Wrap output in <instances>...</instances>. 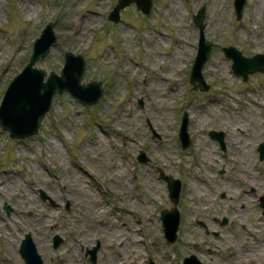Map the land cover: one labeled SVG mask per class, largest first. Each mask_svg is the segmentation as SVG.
I'll return each instance as SVG.
<instances>
[{"label":"rangeland","instance_id":"374dc122","mask_svg":"<svg viewBox=\"0 0 264 264\" xmlns=\"http://www.w3.org/2000/svg\"><path fill=\"white\" fill-rule=\"evenodd\" d=\"M151 1L150 12L133 1L114 20L118 0H0V106L50 22L57 42L35 66L61 73L66 52L82 54L83 82L104 89L89 106L56 94L30 137L13 138L0 124V264H25L29 233L44 238L38 252L50 264H183L191 254L205 264H264V72L245 80L223 50L264 54V0H247L240 18L235 0ZM203 7L201 28L194 16ZM85 14L96 21L83 25ZM202 33L212 45L206 91L190 78ZM211 131L224 132L225 148ZM245 152L253 182L241 167ZM162 173L180 180L173 243L162 212L175 204ZM14 184L32 195L33 214L15 204ZM139 234L144 242L132 246Z\"/></svg>","mask_w":264,"mask_h":264},{"label":"water","instance_id":"95a60500","mask_svg":"<svg viewBox=\"0 0 264 264\" xmlns=\"http://www.w3.org/2000/svg\"><path fill=\"white\" fill-rule=\"evenodd\" d=\"M133 1H135L139 8L144 12H150L152 7L151 0H119L118 4L111 12V17L114 18V20H117L115 15L119 16L121 9L128 6ZM246 3L247 0H235L237 17H241ZM148 4L149 8L147 9L146 7ZM205 11L206 9L203 7L194 16L196 25L201 28H203ZM56 42L57 36L53 31V23L50 22L44 28L41 35L36 39L29 63L17 76L14 77L4 94L0 106V124L5 130L9 131L10 136L13 138H26L39 132L43 118L51 109L56 94H62L65 91L69 92L85 105L98 103L103 95L104 89L101 81L92 80L88 83L83 82L86 70V59L82 54L66 52L65 63L61 73L51 71L48 77L45 69L35 66L38 61H41L48 56L51 47ZM211 48V42L206 41L204 33H202L199 42V53L196 56L191 71V83L193 84L194 89L200 88L205 91L209 89V85L204 79L202 70L204 64L210 56ZM223 49L227 51L226 54L228 57L229 55L233 56V68L238 74H243V78L245 80L248 79L250 73H256L259 71L264 72L263 62L259 64L260 67L258 65H247L249 60L255 61L256 58H258L257 56H260V58H264V56L256 54L252 57H247L234 46L224 47ZM187 122L188 120L186 114L180 133L181 137L182 133L184 134L182 141L185 147H188L191 143L188 139ZM210 135L212 138L218 139L222 148H225L223 131H211ZM259 149L261 151L262 158H264V143L260 145ZM142 157V154H140L138 159L140 162H145V160H142ZM161 175L164 179H166V181H168L170 198L175 204L173 208L163 210L162 212V217H167L165 222H163L166 230L165 235L169 242H174L178 236L181 219L180 211L176 206L179 202L180 195V191L177 190L176 185L180 182V180L174 178L172 175H166L164 173ZM180 188L181 186L178 189ZM261 204L264 208V196L261 197ZM8 207L9 206L6 208ZM168 218L171 219V223L168 221ZM226 223L227 219L225 218L222 225ZM56 238V245H59L61 238L58 235ZM22 243H24V246H21L20 251L26 264H44L30 233L26 235V238ZM97 250L98 247L89 250V252L91 251L92 253L93 261L96 260L95 257ZM151 264H154L152 260ZM183 264L205 263H202L195 254H192L184 259Z\"/></svg>","mask_w":264,"mask_h":264},{"label":"bare ground","instance_id":"6f19581e","mask_svg":"<svg viewBox=\"0 0 264 264\" xmlns=\"http://www.w3.org/2000/svg\"><path fill=\"white\" fill-rule=\"evenodd\" d=\"M236 5H237V3H236ZM31 8V7H30ZM30 8L28 9H26V11L28 12L29 10H30ZM96 16L94 15V14H90V15H88V14H85L84 15V22H83V25H86V24H89V22L91 23V22H95L96 21ZM86 21V22H85ZM264 39V38H263ZM259 42H261V41H259ZM264 45V44H263ZM227 47H230V46H227ZM224 50V49H223ZM224 52H225V54H226V52L227 51H225L224 50ZM199 53V52H198ZM197 53V54H198ZM256 55V54H255ZM257 55H262V56H264V54H262V53H257ZM226 56H227V54H226ZM254 56V55H253ZM228 57V56H227ZM248 57V56H247ZM258 58H256V60L254 61V60H249L248 61V63H247V65H250V66H254V65H258L259 67H260V63H264V58H260V56H257ZM229 59H231L232 61H233V63H232V68H233V66H234V59H233V56L232 55H229V57H228ZM194 62H195V60H194ZM207 62V61H206ZM173 65H175V63L173 64ZM262 65V64H261ZM215 69V68H214ZM233 71H234V73H236L237 75H240V76H242V77H244L243 76V74H238L237 73V71H235V69L233 68ZM260 72V71H259ZM250 74H253V73H250ZM250 74H249V76H250ZM192 77V76H191ZM255 101H258V102H260V100H255ZM36 105V104H35ZM150 115V114H149ZM149 117H151V116H149ZM181 142H182V137H181ZM182 145L185 147V145L183 144V142H182ZM248 156H249V154L247 153V152H245L244 153V155L241 157V167H242V169H244L245 170V172L243 173V174H245V175H247L248 177H250L251 178V181H252V179H255L256 180V176H255V173L252 171V169H251V167H249V165H248ZM243 164V165H242ZM115 172L116 171H118V168L116 167V169L114 170ZM125 179L126 178H122L121 180L119 179V184L122 186L123 184H124V182H125ZM254 181V180H253ZM252 181V182H253ZM7 184L4 182L3 183V192H4V194L7 192L8 193V190H7ZM16 186V187H15ZM13 189L15 190V191H17V193H18V196L16 197V201H15V204H17V205H21V203L25 206L26 205V207L28 208V210H29V212L30 213H34V211H32V209L31 208H29V207H32L33 206V199H32V195L31 194H29L26 190H24V189H22V187L21 186H18V185H16V184H14L13 185ZM163 218V217H162ZM165 219H167V217L165 218H163V222H165ZM168 221H170V223H171V219H169L168 218ZM145 222V221H144ZM141 228H139V227H136V229H135V231L134 232H131L130 234L131 235H134V234H136L137 235V232H139V230H140ZM165 229V228H164ZM166 231V230H165ZM119 232H120V230L118 231V233H117V241H119L120 240V238H121V236H120V234H119ZM134 233V234H133ZM25 238H26V236H25ZM24 238V239H25ZM7 239V237L6 238H4V240H6ZM10 239V238H9ZM9 239H7V241H9ZM24 239H22V241H21V246L23 247L24 246V243H22L23 242V240ZM33 239V238H32ZM57 238L55 237V240H56ZM39 242H36L35 240H33V242L35 243V245L37 246V250H38V248H40L41 246L43 247V244H44V238H42L41 236H39V240H38ZM139 242H144V238H141V234H139L137 237H136V240L135 241H133V243H132V246H135L137 243H139ZM21 246H20V248H21ZM44 248V247H43ZM261 251V249H258V252H260ZM20 252V254H21V256H22V253H21V251H19ZM39 254H40V256H41V258H42V255H43V253L41 252H38ZM90 253H91V251H90ZM23 257V256H22ZM44 257V256H43ZM113 257H114V255H113ZM24 259V258H23ZM142 259V258H141ZM44 261V260H43ZM134 262H137L136 264H143V262H141V260H140V258H138L137 260L135 259V258H132V259H130V262H129V264H133Z\"/></svg>","mask_w":264,"mask_h":264},{"label":"flooded vegetation","instance_id":"af4514ba","mask_svg":"<svg viewBox=\"0 0 264 264\" xmlns=\"http://www.w3.org/2000/svg\"><path fill=\"white\" fill-rule=\"evenodd\" d=\"M53 248H54V249H57V247H56V246H54V243H53ZM45 263H48V262H45ZM48 264H50V263H48Z\"/></svg>","mask_w":264,"mask_h":264}]
</instances>
